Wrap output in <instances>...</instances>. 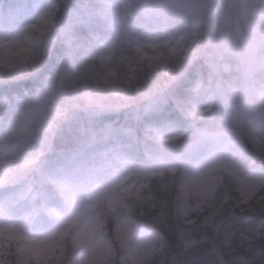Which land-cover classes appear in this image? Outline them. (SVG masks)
Returning a JSON list of instances; mask_svg holds the SVG:
<instances>
[{
	"label": "clouds",
	"instance_id": "obj_1",
	"mask_svg": "<svg viewBox=\"0 0 264 264\" xmlns=\"http://www.w3.org/2000/svg\"><path fill=\"white\" fill-rule=\"evenodd\" d=\"M0 264H264V0H0Z\"/></svg>",
	"mask_w": 264,
	"mask_h": 264
}]
</instances>
